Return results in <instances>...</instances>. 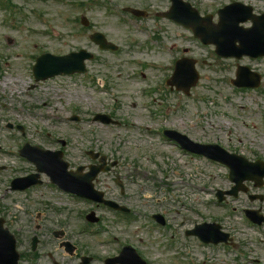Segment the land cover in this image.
<instances>
[{"label":"rangeland","instance_id":"1","mask_svg":"<svg viewBox=\"0 0 264 264\" xmlns=\"http://www.w3.org/2000/svg\"><path fill=\"white\" fill-rule=\"evenodd\" d=\"M185 1L204 13L232 1L264 11V0ZM125 6L148 11L143 18L146 31L138 25L140 21L129 19ZM169 6V0H0V216L20 237L19 249L26 253L21 264H80L81 255H93L89 264H105V258L117 249V237L138 245L149 264H251L248 256H261L264 243L258 241L257 229L241 219L240 211L262 207L264 212V202H248L243 195L230 198L229 205L239 213L225 214L227 209L213 199L217 189L231 185L227 170L179 152L158 131L175 128L193 140L218 143L249 159L264 158V58L218 57L212 47L204 48L182 27L157 17ZM83 16L88 26L81 24ZM97 31L118 46L117 53L103 51L90 40L89 35ZM81 48L95 54L86 74L35 81L32 67L37 56ZM181 54L198 58L200 80L190 95L167 85L165 92L152 90L161 80L159 88L165 86L174 69L173 59ZM238 63L261 73L259 89L231 84ZM242 77L253 81L247 73ZM145 87L146 96H142ZM97 113L122 124L95 121ZM74 116L79 121L72 120ZM139 122L146 131L135 127ZM23 140L50 150L64 141L76 163L84 162L81 146L117 159L119 166L113 173L101 174L96 187L120 199L113 179L118 174L126 184L128 205L146 216L134 213L127 228L116 224L109 210L96 209L104 216L105 227L97 233L98 225L81 227L90 204L48 187L46 175L30 193L11 191L12 178L35 171L32 163L17 155V149L27 143ZM154 213L167 218L166 227L152 220ZM212 215L221 217L235 246H201L186 235L195 221ZM33 236L38 237L36 251L31 249ZM63 242L80 248L69 255L60 245Z\"/></svg>","mask_w":264,"mask_h":264},{"label":"water","instance_id":"2","mask_svg":"<svg viewBox=\"0 0 264 264\" xmlns=\"http://www.w3.org/2000/svg\"><path fill=\"white\" fill-rule=\"evenodd\" d=\"M251 31L252 29L249 30V32ZM243 51L248 52L249 49L247 47L246 48L243 47ZM75 56L77 59L73 60L72 57H75ZM89 56L90 55L85 53L84 51H81L80 53H75L69 56H65V57H57V56H53L50 54H45L38 59V62L34 67V73L36 74V77L40 79V78H46L48 76L55 75L62 71L72 72L74 69L79 70V63L84 58L89 57ZM184 143L187 144L190 148L197 149L196 146H193L190 143H187L186 141H184ZM199 146L202 147V145H199ZM199 149L202 150L201 148ZM202 152L212 156L213 158L222 159L217 153L209 149L204 148ZM56 170H57L56 167L52 169V174L54 176L55 175L57 176ZM18 258H19V255L17 254L15 250V239L10 234L8 229L3 227V219L0 218V264H17Z\"/></svg>","mask_w":264,"mask_h":264},{"label":"bare ground","instance_id":"3","mask_svg":"<svg viewBox=\"0 0 264 264\" xmlns=\"http://www.w3.org/2000/svg\"><path fill=\"white\" fill-rule=\"evenodd\" d=\"M5 85V84H4Z\"/></svg>","mask_w":264,"mask_h":264}]
</instances>
